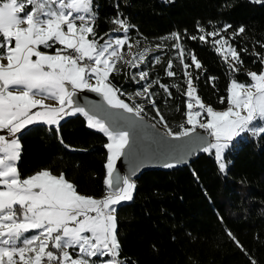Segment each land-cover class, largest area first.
<instances>
[{
    "label": "snow or ice",
    "instance_id": "1",
    "mask_svg": "<svg viewBox=\"0 0 264 264\" xmlns=\"http://www.w3.org/2000/svg\"><path fill=\"white\" fill-rule=\"evenodd\" d=\"M96 15L93 0H0V131L6 130L13 137L9 140L0 135V264H124L118 259L120 243L113 205L133 199V177L138 169L153 158L163 159L161 166L170 169L188 163L200 152L214 150L219 169L224 172V153L233 139L254 133L256 129L250 127L254 121L264 122V71L259 75L250 71V85L233 79L224 111H215L194 95L192 74L185 71L189 98L186 124L180 125L179 132L168 128L161 135L156 124L145 119V103L160 115L153 99L156 93L150 92L159 81L144 84L132 95L109 79L112 72H120L118 61L133 68L143 61L144 53L132 60L120 54L131 26L126 19L115 20L123 28L124 37L100 43L93 27ZM231 27L225 24L222 31ZM199 31L205 30L201 27ZM220 31L206 32L199 39L207 42L206 36H220ZM244 31L240 26L234 35ZM168 38L177 41L174 47L179 49L178 58L183 63L186 53L179 43L180 35L173 33ZM213 44L218 45L216 50L225 56V62L231 56L234 63L229 68L238 72L237 65L243 61L229 41L220 36ZM225 47L227 53L222 51ZM256 55L264 64V55ZM191 59L197 69L201 68L195 56ZM188 67L184 64L185 69ZM168 68H172L171 61ZM167 75L176 73L169 70ZM148 76L147 71H141L136 82ZM160 87L167 92L168 86ZM171 87L179 90L176 84ZM77 90L96 93L103 102L81 106ZM124 95L131 103L119 98ZM134 97L144 98L145 103H137ZM46 100L59 106L52 107ZM77 113L86 118L89 128L103 133L108 140L105 183L109 191L102 200L79 194L63 175L42 170L22 178L18 171L21 145L16 133L36 123L59 126L61 119ZM204 113L207 116L201 119ZM145 127L152 130L150 141L144 135ZM259 127L264 134V123ZM122 157L130 163L126 175L116 168ZM32 230H37L36 234L26 235ZM69 249L77 252V258L70 255ZM105 256L109 257L106 262L91 259Z\"/></svg>",
    "mask_w": 264,
    "mask_h": 264
},
{
    "label": "trees",
    "instance_id": "2",
    "mask_svg": "<svg viewBox=\"0 0 264 264\" xmlns=\"http://www.w3.org/2000/svg\"><path fill=\"white\" fill-rule=\"evenodd\" d=\"M93 10L97 13L93 27L100 43L114 31L117 19H126L131 26V43L145 45L173 33L180 35L179 43L186 53L184 64L189 67L174 66L170 70L176 75L169 77L167 53L147 71L148 82L159 81L150 92L156 93L153 99L160 115L148 104L145 118L165 133L168 128L179 132L186 120L185 71L192 74L201 101L222 109L228 104L233 79L248 83L250 71L263 70L264 64L256 54L264 55V3L93 0ZM225 24L232 27L223 36L243 61L237 65L238 72L231 71L209 36L207 42L199 39ZM240 26L245 31L234 35ZM201 27L204 33L199 31ZM192 56L201 68L192 63ZM119 68L120 72H112L109 79L121 91L130 93L137 86L135 71ZM160 84L168 86L167 92ZM173 84L179 90L171 87ZM119 98L127 101L125 95ZM0 132L6 139L13 138L6 130ZM16 138L21 145L18 171L22 178L48 170L63 175L81 195L103 198L108 191L107 139L90 130L83 116H68L59 126L28 125L16 133ZM224 161L227 168L221 172L213 154L202 152L188 166L141 173L135 180L133 199L116 205L118 259L124 264H264V134L235 143L225 153Z\"/></svg>",
    "mask_w": 264,
    "mask_h": 264
},
{
    "label": "rangeland",
    "instance_id": "3",
    "mask_svg": "<svg viewBox=\"0 0 264 264\" xmlns=\"http://www.w3.org/2000/svg\"><path fill=\"white\" fill-rule=\"evenodd\" d=\"M27 10V9H26ZM117 29H119V30H117ZM222 29H223V26L221 27H216V29H214L212 32H216V31H218V30H221L220 31V36H223V33H224V31H222ZM128 35V34H127ZM220 36H216V37H211V36H209V38L210 39H212L213 41L214 40H219L220 39ZM117 37H119V38H123L124 37V31H123V28L119 25V24H117V23H115V29H114V31L113 32H111L107 37H106V39H105V41L106 40H108L109 38H117ZM224 37V36H223ZM225 38V37H224ZM89 39H90V37H89ZM226 39V38H225ZM104 41V42H105ZM103 42V43H104ZM177 43V41H175V40H173V39H169L168 37H164V38H161V39H159V40H157V41H155V42H150V43H148V44H145V45H142V44H138L137 42H135V43H131L130 41H129V38H128V40H127V42L120 48V54L126 59V60H132L133 58H138L139 57V54L140 53H144V57H143V61L142 62H140L139 63V66L138 67H135V68H133V67H131L130 65H125L124 63H123V61H118L117 62V67H122V66H124V67H127L128 69H130V70H134L135 71V79H134V81H135V83H136V88H135V90H133L132 92H130V93H128V94H132V95H134V93L136 92V91H140V90H142V86L144 85V84H146V83H148V80L146 79V80H143V81H139V83H137L136 81H138L139 80V73L141 72V71H148V69H150L151 67H153L160 59H161V57H163L165 54H169L170 55V61L172 62V67H174V66H177V65H181V66H183V68H184V59H185V57H184V59H183V63H181V60L178 58L179 57V49H177L176 47H174V45ZM129 45H131V47H129ZM158 45H163V47H157ZM181 45V44H180ZM59 47V46H58ZM217 47H218V45H215V48L217 49ZM45 50V49H44ZM45 51H47V49L45 50ZM222 51L224 52V53H227V48L225 47L224 49H222ZM220 54V53H219ZM221 55V54H220ZM224 59H225V56L224 55H221ZM157 57H159V60H157ZM227 60H228V64H230V63H234V61L232 60V58H231V56L229 55L228 57H227ZM4 63H6V61H4ZM185 69V68H184ZM170 69L168 68V71H169ZM167 71V72H168ZM262 71H264V66H263V70ZM258 75L260 74V73H257ZM249 76V75H248ZM92 83L94 84L95 83V81L93 80L92 81ZM253 82H252V80H251V78H250V76H249V82L248 83H244V84H247V85H250V84H252ZM230 86H231V83L229 84V88H230ZM229 88H228V97H229ZM194 95L195 96H197V94H196V91H195V93H194ZM198 97V96H197ZM135 98V100H136V102L137 103H145V100H144V98H142V97H134ZM125 99H127V101H125V102H128V103H131V101L130 100H128V97H127V95H125ZM189 102V98H188V96H187V103ZM194 102V101H193ZM202 102V101H201ZM45 103L46 104H48V105H50V106H52V107H58L59 105H58V103L57 102H55V101H52V100H46L45 101ZM203 103V102H202ZM57 104V105H56ZM204 104V103H203ZM56 105V106H55ZM146 105H148L147 103H145V107H146ZM207 106V105H206ZM227 107H228V104H227V106L225 107V108H222V109H214L215 111H224V110H226L227 109ZM186 108H187V105H186ZM75 115H81V116H83L82 114H79V113H77V114H74V115H71V116H75ZM207 116V114L206 113H204L203 115H202V117H201V119H204L205 117ZM84 117V116H83ZM84 119H85V121H86V125H87V120H86V118L84 117ZM206 122V121H205ZM262 123H264V122H262V121H260V120H256V121H254L253 122V125H251L250 127H253V128H255L256 129V131L253 133V132H246V133H243L242 134V136H240V137H235L234 139H233V141L231 142V144H230V146H229V148L228 149H226L225 150V153L228 151V150H231L232 148H233V146H234V144L235 143H238L240 140H242V139H247V138H251V137H258V136H260L261 134H262V130L260 129V125L262 124ZM184 124H186V120H185V123ZM88 127V126H87ZM190 127V126H189ZM89 128V127H88ZM90 130H92V131H95V132H97V133H100V134H102L103 136H105L103 133H101V132H99L98 130H96V129H91V128H89ZM199 129V128H198ZM200 130H202V129H200ZM203 131V130H202ZM0 135H5V137H6V134L5 133H1L0 132ZM105 138L107 139V137L105 136ZM107 143H108V140H107ZM107 150V149H106ZM108 153V152H107ZM211 154H213V156H214V158H215V160H216V157H215V152H214V150H212V152H210ZM225 153H224V156H225ZM217 161V160H216ZM225 162V161H224ZM218 163V162H217ZM226 164H225V171H226ZM224 171V172H225ZM109 191V190H108ZM108 191L106 192V194L104 195V197L103 198H100V200H102V199H104L106 196H107V194H108ZM87 197H91V196H87ZM92 198H94V197H92ZM96 199V198H95ZM97 200H99V199H97ZM124 202H129V201H121L120 203H124ZM114 208L116 209V205H114ZM115 214V213H114ZM36 231L37 230H32L31 232H29V233H27L26 235H34V234H36ZM69 251V253H70V255L73 257V258H77V252L76 251H73V250H71V249H69L68 250ZM91 259H93V260H96V261H104V262H106L108 259H109V257H107V256H105V257H93V258H91Z\"/></svg>",
    "mask_w": 264,
    "mask_h": 264
},
{
    "label": "water",
    "instance_id": "4",
    "mask_svg": "<svg viewBox=\"0 0 264 264\" xmlns=\"http://www.w3.org/2000/svg\"><path fill=\"white\" fill-rule=\"evenodd\" d=\"M76 99H77V102L81 106L91 105V104L97 103V102H100V103L103 102L101 96H99L98 94L93 93L91 91H88V90H77V97H76ZM65 118L66 117H64L63 119H65ZM63 119H61V120H63ZM148 122L149 123H152L149 120H148ZM157 129L159 130V133L161 135H163L165 133L161 129H159L158 127H157ZM197 131L201 132L202 134H206V133H203V131L200 130V129H197ZM144 135L147 138H149V141H150V138H151V135H152V130L150 128L145 127V129H144ZM170 142L171 143H183L184 141H170ZM200 153H202V152H200ZM200 153H198V154H200ZM198 154L192 156L191 159H190V161L188 163L181 164V165H178V166H188L192 162L193 158L195 156H197ZM162 164H163V159H155V158H153V159L148 160L136 172V175L133 177L134 183H135V180L139 177V175L141 173H143V172H146V171H149V170H154V169H163L164 167L161 166ZM116 168L121 173V175H126L130 171V163H129L128 159L122 157L120 160H118L116 162Z\"/></svg>",
    "mask_w": 264,
    "mask_h": 264
},
{
    "label": "crops",
    "instance_id": "5",
    "mask_svg": "<svg viewBox=\"0 0 264 264\" xmlns=\"http://www.w3.org/2000/svg\"><path fill=\"white\" fill-rule=\"evenodd\" d=\"M56 105H57V104H56ZM56 105H55V106H56ZM54 126H57V125H54ZM96 199H99V200H100V198H96ZM113 207H114V205H113Z\"/></svg>",
    "mask_w": 264,
    "mask_h": 264
}]
</instances>
